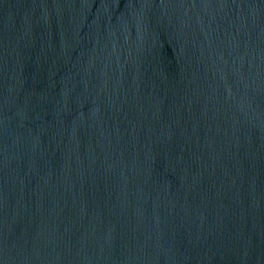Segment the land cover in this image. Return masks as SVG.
<instances>
[{
  "label": "water",
  "instance_id": "obj_1",
  "mask_svg": "<svg viewBox=\"0 0 264 264\" xmlns=\"http://www.w3.org/2000/svg\"><path fill=\"white\" fill-rule=\"evenodd\" d=\"M0 264H264V0H0Z\"/></svg>",
  "mask_w": 264,
  "mask_h": 264
}]
</instances>
